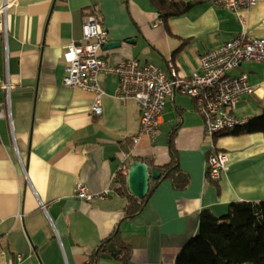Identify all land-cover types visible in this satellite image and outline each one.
Here are the masks:
<instances>
[{"label":"crops","instance_id":"obj_1","mask_svg":"<svg viewBox=\"0 0 264 264\" xmlns=\"http://www.w3.org/2000/svg\"><path fill=\"white\" fill-rule=\"evenodd\" d=\"M8 1L5 15L0 13L7 29L5 38L0 30V77L8 75L13 83L12 129L7 118L0 119V264H84L117 227L128 264H174L183 244L197 234L201 211L221 217L236 201L264 199V132L229 130L210 138L198 103L174 91L155 137L143 134L133 143L140 111L136 100L114 96L116 75L100 76L99 115L91 109L92 91L62 84L63 44L81 40L87 14L103 24L107 43H118L101 49L111 62L134 58L166 68L171 60L188 76L204 51L236 34L264 37V0L239 11L204 0L168 19L167 28L149 0ZM241 72L253 93L241 97L232 112L246 121L259 115L264 103V59L229 73ZM172 133L188 185L178 190L169 179L161 180L143 209L125 218L126 197L113 184L117 167L123 159L128 165L133 159L168 163ZM212 149L227 153V170L214 180L206 172ZM77 184L108 193L81 199ZM100 253L96 264H126L115 257L119 253L109 252V258Z\"/></svg>","mask_w":264,"mask_h":264},{"label":"built area","instance_id":"obj_2","mask_svg":"<svg viewBox=\"0 0 264 264\" xmlns=\"http://www.w3.org/2000/svg\"><path fill=\"white\" fill-rule=\"evenodd\" d=\"M217 5L231 11L248 9L254 0H212ZM8 0H3L0 6L1 15H5ZM4 17V16H3ZM0 30L6 37L5 18L0 21ZM108 35L103 24L96 15L87 14L82 23V38L73 39L63 44V59L65 74L62 84L68 87H80L92 91L94 99L92 112L99 115L102 112V95L100 76L116 75L118 84L114 96L119 100L134 99L137 101L140 118L139 129L133 137L137 143L141 135L151 139L155 137L156 128L161 121L167 96L174 91L190 96L198 103L199 112L203 118L204 131L208 137L233 130L245 122L244 118L232 112L235 103L244 95L253 93L247 74L241 72L232 75L229 72L244 62H260L264 59V37H247L240 32L221 45L204 51L199 58V67L191 75H180L176 65L169 60L166 68L157 64L140 63L134 58H120L111 62L101 53L107 43ZM13 83L9 76L0 77V119L7 118L12 129L10 116V91ZM213 147V144H210ZM128 163L123 159L117 167L116 174L126 176ZM227 170V153L212 149L206 159V172L211 179H217ZM115 177V176H114ZM78 198L91 200L103 198L108 189L101 192H90L83 184L75 186ZM21 260V255H17ZM7 264H15L9 260Z\"/></svg>","mask_w":264,"mask_h":264},{"label":"trees","instance_id":"obj_3","mask_svg":"<svg viewBox=\"0 0 264 264\" xmlns=\"http://www.w3.org/2000/svg\"><path fill=\"white\" fill-rule=\"evenodd\" d=\"M204 0H149L158 16L167 28L168 19L187 12L195 3ZM264 132V103L261 113L247 119L243 124L229 131L233 135ZM174 135H170L169 149L171 159L168 163L156 165L146 160L149 169H158L161 174L150 182V188L144 198L129 193L126 176L117 174L113 184L116 191L126 197L124 217L136 216L145 206L149 195L159 182L169 179L173 188L181 190L188 185V175L182 171L174 147ZM112 244L119 254L115 257L126 264L129 261L128 247L122 242L120 231L115 228L103 239L84 264H96L94 260L99 251L107 250ZM264 264V199L258 201H236L221 217L207 210L199 214L198 232L189 238L176 255L174 264Z\"/></svg>","mask_w":264,"mask_h":264},{"label":"water","instance_id":"obj_4","mask_svg":"<svg viewBox=\"0 0 264 264\" xmlns=\"http://www.w3.org/2000/svg\"><path fill=\"white\" fill-rule=\"evenodd\" d=\"M114 44H118L117 42H108L103 47L111 48L114 47ZM161 172L158 169H149L146 162L140 159H133L127 169L126 175V184L129 193L138 197L144 198L149 191V182L151 179H158L160 177ZM98 250H96V253ZM109 252L111 253H119V250L115 249L112 244H108L107 252L102 250V253L99 254L101 258H109Z\"/></svg>","mask_w":264,"mask_h":264}]
</instances>
